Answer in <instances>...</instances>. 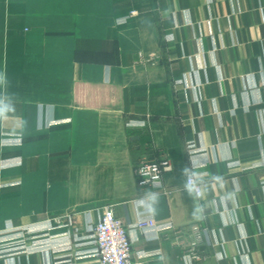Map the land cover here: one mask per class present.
<instances>
[{
    "label": "crops",
    "instance_id": "obj_1",
    "mask_svg": "<svg viewBox=\"0 0 264 264\" xmlns=\"http://www.w3.org/2000/svg\"><path fill=\"white\" fill-rule=\"evenodd\" d=\"M0 74V238L29 231L0 264H98L106 204L138 264H188L194 224L192 264H264V0H0ZM142 157L170 159L167 193Z\"/></svg>",
    "mask_w": 264,
    "mask_h": 264
},
{
    "label": "built area",
    "instance_id": "obj_2",
    "mask_svg": "<svg viewBox=\"0 0 264 264\" xmlns=\"http://www.w3.org/2000/svg\"><path fill=\"white\" fill-rule=\"evenodd\" d=\"M134 13V11L132 12ZM191 147V145L189 146ZM135 174L137 183L142 188L151 187L167 193L164 186L163 174L171 169L169 158H146L142 157L135 162ZM191 178L197 188L196 195L201 197L204 181L199 179L193 171L188 174L187 180ZM135 227L143 232L158 230L159 224L151 215H142L135 222ZM93 230V253L98 257V264H138L132 259V241L128 226L118 216L112 204L103 207L102 215L92 226ZM193 238L187 243L184 258L188 264L203 258L199 250L202 239L201 228L198 224L192 226ZM29 231L23 228H11L1 235L0 253L2 256H11L26 247L27 234Z\"/></svg>",
    "mask_w": 264,
    "mask_h": 264
},
{
    "label": "clouds",
    "instance_id": "obj_3",
    "mask_svg": "<svg viewBox=\"0 0 264 264\" xmlns=\"http://www.w3.org/2000/svg\"><path fill=\"white\" fill-rule=\"evenodd\" d=\"M3 82H4L3 75L0 74V84H2ZM15 110H16L15 105L9 99L0 98V120H6L8 114L14 113ZM187 172L188 170L186 168L181 169L182 176L186 175ZM185 190L187 191L189 196H193L194 194L197 193V188L195 187L191 178H189L188 181L186 182ZM141 203L146 206L147 211L150 214L155 215L157 211L155 205L159 203V196L158 194L153 193L148 197L147 201L142 200ZM196 211H201V209H197ZM193 218L199 219V217L196 216L195 212L193 213Z\"/></svg>",
    "mask_w": 264,
    "mask_h": 264
}]
</instances>
